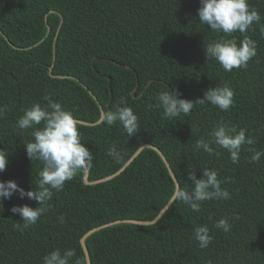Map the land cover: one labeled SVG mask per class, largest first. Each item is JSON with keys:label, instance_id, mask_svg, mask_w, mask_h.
Here are the masks:
<instances>
[{"label": "trees", "instance_id": "trees-1", "mask_svg": "<svg viewBox=\"0 0 264 264\" xmlns=\"http://www.w3.org/2000/svg\"><path fill=\"white\" fill-rule=\"evenodd\" d=\"M248 3L261 24L254 22L245 34L226 35L199 22L200 0H0V107L5 108L0 148L8 151L0 180H15L30 190L39 178L42 164L25 150L33 129L16 128L33 102L46 106L48 96L87 123L99 118V105L104 109L110 103L106 111L131 107L139 122L131 137L118 122L79 123L82 143L93 155L89 180L113 173L150 143L162 151L180 187L190 189L188 171L201 178L205 168L215 169L231 198L204 201L199 212L173 201L153 224L117 223L93 232L85 240L91 264H264V155L251 160L253 151L264 152V0ZM244 35L257 43L246 68L225 71L206 57L207 44L233 37L239 44ZM97 73L111 78V91L109 80ZM225 83L234 93L227 112L196 105L187 116L165 119L162 109L148 107L167 88L195 101ZM220 121L246 129L255 140L241 146L237 163L216 145L219 155L194 147L197 140L209 139ZM112 146L121 153L119 161L107 154ZM83 174L84 169L62 191L54 190L51 207L27 229L13 228L23 221L9 209L37 202L18 194L2 201L0 264H42L54 249L71 248L75 258L84 257L80 237L87 230L116 219L151 220L174 190L151 148L110 180L85 184ZM225 217L229 232L214 226ZM201 225L213 237L203 249L194 237Z\"/></svg>", "mask_w": 264, "mask_h": 264}, {"label": "clouds", "instance_id": "clouds-1", "mask_svg": "<svg viewBox=\"0 0 264 264\" xmlns=\"http://www.w3.org/2000/svg\"><path fill=\"white\" fill-rule=\"evenodd\" d=\"M197 15L201 24H207L213 31L226 35L236 32L245 34L254 22L257 25L261 24L259 12L250 7L248 0H200ZM260 31L264 34V26L260 27ZM204 51L207 58L216 60L225 71L230 72L234 68L247 67L248 61L256 55L257 43L244 35L239 44L235 37L221 39L207 44ZM233 97V90L226 83L207 89L203 96L195 101L180 98L175 88L171 90L167 88L158 94L156 103L149 104L148 107L162 109L165 119H174L181 115H189L196 105L211 104L227 112L233 104ZM44 99L48 101L46 106L33 102L24 109L16 121V128L20 130L33 129L31 132L33 139L25 143L26 155L31 161H39L42 164L34 189L25 190L15 180H0V211L2 201L16 194L20 199L27 198L37 202L36 207H30L28 204L11 206L9 211L18 214L23 221L22 225H13L17 230L27 229L35 224L51 207L50 201L53 199L54 190L62 191L65 183L72 180L78 172L86 167H92L93 155L82 143L79 121L70 110L62 107L61 103L48 96ZM4 114L5 108L0 107V118H3ZM117 122L129 137L139 130L138 116L127 106L103 112L98 121L108 126ZM209 137L197 140L195 149H203L209 155H219L212 147L216 145L227 150L233 163L239 161L242 145L255 143L252 136H246V129L241 128L237 131L234 126L224 121H220L212 128ZM107 154L117 161L121 159V153L115 146L109 148ZM262 155L264 152L253 151L251 160L258 162ZM7 164L8 151L0 148V173L4 172ZM188 179L192 181L190 189L177 184L171 198L173 201L186 204L194 212L200 211L201 203L204 201L231 198L229 191L221 187L225 180L219 178L215 169L205 168L201 178H197L194 171L190 170ZM214 226L224 232L231 230L227 217L216 221ZM194 237L201 249L207 248L213 239L207 225L196 227ZM75 257L74 249L63 251L54 249L42 258V264H87L85 257Z\"/></svg>", "mask_w": 264, "mask_h": 264}, {"label": "water", "instance_id": "water-1", "mask_svg": "<svg viewBox=\"0 0 264 264\" xmlns=\"http://www.w3.org/2000/svg\"><path fill=\"white\" fill-rule=\"evenodd\" d=\"M122 65V64H121ZM122 66H127V65H122ZM96 71V70H95ZM97 72V71H96ZM100 76L102 77H106L109 82H108V85H109V88H110V91H111V78L107 75V74H99ZM79 81V80H78ZM80 82V81H79ZM80 84L87 90V92L89 94H91L90 90H88V88L80 82ZM93 97L94 95L91 94ZM95 98V97H94ZM112 100V98H111ZM110 100V102H111ZM95 101L98 103V101L95 99ZM99 105V103H98ZM110 107V103L108 104V106L106 108H102L100 105H99V117L100 115L105 112L108 108ZM79 123H82V124H96L98 123L99 121V118L95 121V122H92V123H87V122H84V121H80L78 120ZM144 148H151L153 149L157 154L158 156L160 157V159L163 161L166 169H167V172L173 182V186L175 188V186L177 184H179L176 176L174 175V172L169 164V162L167 161L166 157L164 156V154L162 153V151L155 145L153 144H150V143H144L142 144L141 146H139L133 153L132 155L116 170L114 171L113 173L111 174H107L103 177H100V178H97V179H94V180H89V168L86 167L84 169V174H83V182L85 184H94V183H100V182H103V181H106V180H110L112 179L113 177L117 176L118 174H120L132 161L133 159L144 149ZM174 191V190H173ZM172 196V194H171ZM170 198L164 203V206L158 211V213L156 214V216L151 219V220H138V219H132V218H125V219H116V220H112V221H109V222H106V223H103V224H100L98 226H95V227H92L90 228L89 230H87L85 233H83V235L80 237V244H81V247H82V250H83V253H84V257L86 258V261H87V264H91V261H90V257H89V252H88V249L85 245V240L86 238L92 234L93 232H96L102 228H105V227H109V226H112V225H115L117 223H133V224H138V225H150V224H153L155 222H157L159 220V218L162 216V214L168 209V207L170 206V203L173 202L172 198Z\"/></svg>", "mask_w": 264, "mask_h": 264}]
</instances>
